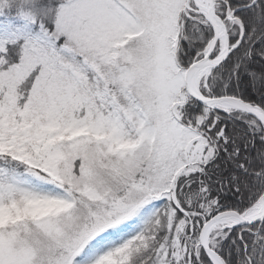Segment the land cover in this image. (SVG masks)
<instances>
[{"label": "snow or ice", "instance_id": "snow-or-ice-1", "mask_svg": "<svg viewBox=\"0 0 264 264\" xmlns=\"http://www.w3.org/2000/svg\"><path fill=\"white\" fill-rule=\"evenodd\" d=\"M0 264H264V0H0Z\"/></svg>", "mask_w": 264, "mask_h": 264}]
</instances>
